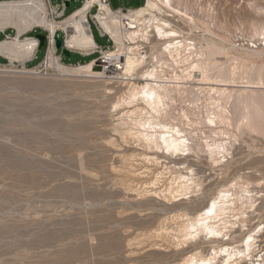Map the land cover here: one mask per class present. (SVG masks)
I'll list each match as a JSON object with an SVG mask.
<instances>
[{
    "label": "rangeland",
    "instance_id": "obj_1",
    "mask_svg": "<svg viewBox=\"0 0 264 264\" xmlns=\"http://www.w3.org/2000/svg\"><path fill=\"white\" fill-rule=\"evenodd\" d=\"M42 1L48 20L58 24L66 18L58 16L62 9L69 14L85 3L74 0L67 8L59 3L56 10L58 2ZM139 4L110 0L112 8L123 10ZM170 6L163 10L180 36L204 54L188 59L192 64L199 57V71L188 64L158 69L167 77L185 76L186 87L173 94L171 115H187L183 129L195 146L226 142L229 154L216 164L200 152L175 170L174 157L149 148L134 123L131 127L132 118L149 117L143 105L129 100L132 85L143 83L139 79L105 82L62 73L44 65L47 47L35 50L38 61L45 53L36 66L30 58L10 63L0 54L5 62L0 63V264H183L191 255L204 259L224 246L242 250L251 234L252 259L264 258V0H171ZM4 28L3 40L49 34L38 25L20 33L14 25ZM91 28L96 44L110 45ZM55 34L66 39L61 30ZM137 45L148 56L160 48L157 40ZM92 52L56 56L75 66L97 57L88 56ZM223 71L234 83L218 87L204 80ZM182 176L191 179L186 190ZM227 188L235 197L251 196L235 198L222 230L229 239L213 242L204 233L192 239L198 215Z\"/></svg>",
    "mask_w": 264,
    "mask_h": 264
},
{
    "label": "bare ground",
    "instance_id": "obj_2",
    "mask_svg": "<svg viewBox=\"0 0 264 264\" xmlns=\"http://www.w3.org/2000/svg\"><path fill=\"white\" fill-rule=\"evenodd\" d=\"M97 2L98 0H87L83 6L72 12L58 24L48 20L45 13L46 7L42 0L0 1V28L3 29L7 25H14L18 28L20 33L33 25H38L45 28L49 32L50 37L54 35L57 30H61L66 34L65 46L68 50L88 53L90 50H94L95 42L91 37L85 14L87 9ZM170 3L171 0H146V4L141 8L131 10L128 14L124 13L123 15L117 16L111 15L110 11L103 7L105 13L98 14L96 16L97 20L104 31L110 34L115 44L120 48L117 52H109L108 58L115 55L123 57L124 63L122 70L123 76L127 77L126 80H133L136 78L143 82L138 86L132 85V90H129L131 92L128 96L129 100L135 102L136 105H143L141 111L146 110L149 117H142L141 119H131L129 117L131 121L128 120L132 124H135V129L138 134L142 136L149 148L152 147L157 149L162 155H165V157L166 155L171 156V158L174 157L175 160L171 163H173L175 170L184 168L181 167L182 161L184 162L189 156L194 154L197 155L200 152L205 153L212 163L219 164L222 163L229 154L228 144L226 142L212 141V143H208L205 141L202 146H195L194 142H192L194 137L183 129L182 118H187V115L182 113V117L179 114L180 116L177 119L174 115L172 116L170 112V106L173 105V94H175V92L178 93L180 89L186 87L183 82L185 76L176 75L175 73L174 76L169 75V77H167V75L162 74L158 69L162 67L174 69L181 64H188V59L191 55L195 53L197 55L201 54L197 53L195 45L192 44L193 42L190 44L191 41L188 43L187 38L180 36L181 34H179L178 28L169 20L171 15L166 14L163 9L170 10ZM153 12H158L162 14L163 17L159 18L155 16ZM147 16H149V18H146ZM125 20L128 26H126ZM261 26L260 28L264 35V26ZM68 29L72 30L73 33L71 35H68ZM152 40L159 41L160 48L156 50V53H152L149 56L137 50L140 45L133 46L143 41L151 43ZM125 41H129L131 45L126 46L124 43ZM36 46L37 40L35 38L21 40L18 35L13 39L0 41V54L7 56L10 59V63L14 60L24 61L33 56ZM211 47L217 48L214 44H211ZM153 48H156V46L153 45ZM214 53L215 51L211 49L208 52V56L211 57ZM198 59L195 62L193 61L192 64H188V68L198 71L201 70L202 61ZM45 63L49 66L56 67L60 72L65 74L98 77L94 69H92V63L79 66H66L61 64L59 62V57L54 54L53 48H49ZM149 63L151 64L149 65ZM212 64H216L215 60H213ZM211 69H209V72ZM227 71L220 72V74L213 77L210 74L203 75V77L204 80L208 82L215 81L218 87H227L228 84L234 83L235 80L233 75L229 74ZM187 76L190 75L188 74ZM252 77L254 78V76ZM252 80L253 79H251V81ZM253 93H255V90ZM137 110H139V107H136L131 112V115H134ZM248 115L249 114H246L243 117L249 121ZM217 117L216 119H219ZM128 120L126 119V121ZM208 121L210 124H215L214 117L213 119H211V117L208 118ZM134 124L131 127H133ZM191 172L192 171H190V173ZM181 178L182 181L186 183V185H182L186 190L188 187L187 183L191 181V179L187 176H182ZM230 189L231 188L221 189L214 197L215 199L201 211L197 220H195L196 224L193 223L194 225L192 224V227H189L191 230H195L193 232L189 231L195 233L194 236H191V233L189 234L192 239H195L200 233L207 234V236L209 235V240H213V242H218V240L225 242V240L229 239L226 233L223 234L222 230L228 227L227 214L232 211L231 207L235 203V198L251 200V196L235 197L236 195L231 192ZM155 193L156 192H154V194ZM169 194L172 198H176L177 196L187 198L186 194H177V196L171 195V192H169ZM190 237L188 239H190ZM255 243V235L251 234L242 240V250L238 251L231 246H224L219 248L218 251H213L204 259H198L196 256L191 255L183 264H256V261L258 264H264V258H258L257 260L252 259V254L256 249ZM219 258H222L221 262H219Z\"/></svg>",
    "mask_w": 264,
    "mask_h": 264
},
{
    "label": "built area",
    "instance_id": "obj_3",
    "mask_svg": "<svg viewBox=\"0 0 264 264\" xmlns=\"http://www.w3.org/2000/svg\"><path fill=\"white\" fill-rule=\"evenodd\" d=\"M86 1L87 0H85V2ZM103 7L107 8L110 11L111 15H115V16L123 15L124 13L128 14L131 10L111 9L109 6L108 0H98V2L95 5H91L87 9L86 14H85V16L87 18V23L89 26V31H90L92 39H93V33H92L91 26L94 25L99 36L105 37L110 42V45L106 46V47H102V46L95 43V48H94L93 52L88 54V56L94 55L96 53L98 55L91 62H89V64L92 63V69H94V67L100 68L99 71H95V74H97L98 77L100 79H102L103 81L119 80L121 78V76H123L122 67H123V63H124V58L120 57V55H115V56H112L111 58H108V53L109 52H117V47H116V44H115L113 38L110 36L109 33L104 31V29L100 26V24L97 20L96 16L98 14L105 13L103 11ZM93 9H95V14L92 13ZM63 15H64L63 12H61L60 16H63ZM88 19L90 20L91 24L88 22ZM125 23H126V20H125ZM126 26H128L127 23H126ZM64 42H65V40H64ZM127 43L128 42H125V44H127ZM37 45H38V41H37ZM47 48H48V50H49V48L54 49L52 36L50 37V35H49V43L47 45ZM54 54L56 55L55 51H54ZM117 54H119V53H117ZM58 57H59V62L64 65V63L61 61V55H59ZM96 62H97V65H95ZM43 63L45 65V60ZM77 65L79 66L80 64H77Z\"/></svg>",
    "mask_w": 264,
    "mask_h": 264
},
{
    "label": "water",
    "instance_id": "obj_4",
    "mask_svg": "<svg viewBox=\"0 0 264 264\" xmlns=\"http://www.w3.org/2000/svg\"><path fill=\"white\" fill-rule=\"evenodd\" d=\"M54 1L63 5L64 8L65 7L67 8L69 7L70 3L73 2L74 0H54ZM34 38L38 41L36 51L40 50L45 45L47 47L49 43V34H37L34 36ZM52 40H53V47L55 52H59L62 56L70 57L72 51L66 48L64 40L60 39L56 34L52 35Z\"/></svg>",
    "mask_w": 264,
    "mask_h": 264
},
{
    "label": "crops",
    "instance_id": "obj_5",
    "mask_svg": "<svg viewBox=\"0 0 264 264\" xmlns=\"http://www.w3.org/2000/svg\"><path fill=\"white\" fill-rule=\"evenodd\" d=\"M109 1V6H110V8L111 9H122V8H119V7H117V8H112L111 7V5H110V0H108ZM146 4V0H140V4L139 5H137L136 7H134V8H129V9H126V10H134V9H137V8H141L142 6H144V5ZM60 7H61V5L58 3V4H56V6H55V8H56V10H60ZM123 10V9H122ZM61 12H63V14L65 13L64 11H63V9L60 11V13L58 14L59 16H60V14H61ZM93 41H94V38H93ZM95 42V41H94ZM44 57H45V53H44V55H43V58L40 60V61H38V60H36V51L34 52V54H33V56L30 58V60H28V62L29 63H34V66H36V65H38L40 62H42V60L44 59ZM3 61H4V58H1ZM37 61V62H36ZM36 62V63H35ZM41 64V63H40Z\"/></svg>",
    "mask_w": 264,
    "mask_h": 264
},
{
    "label": "trees",
    "instance_id": "obj_6",
    "mask_svg": "<svg viewBox=\"0 0 264 264\" xmlns=\"http://www.w3.org/2000/svg\"><path fill=\"white\" fill-rule=\"evenodd\" d=\"M0 1H9V0H0ZM78 8H80V7H78ZM78 8H76L75 10H77ZM75 10H73L72 12H74ZM65 11H66V9H65ZM65 11H64V12H65ZM72 12H71V13H72ZM71 13H69V14H65V13H64L63 16H66V17H67V16H69ZM91 27H92V26H91ZM91 29H92V28H91ZM8 33H10V30H7L6 32H3L2 35H3V36H6ZM3 39H4V37L1 38L0 41H2ZM44 48L46 49V45L44 46ZM94 58H95V57H94ZM94 58H92V59H90L88 62H86V63H82V64H80V65L87 64V63L91 62ZM0 63H3V64H4L5 62H0ZM95 68H96V67H94V69H95Z\"/></svg>",
    "mask_w": 264,
    "mask_h": 264
}]
</instances>
